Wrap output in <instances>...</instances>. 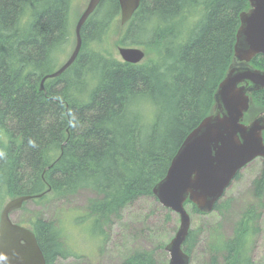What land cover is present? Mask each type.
I'll use <instances>...</instances> for the list:
<instances>
[{
  "label": "trees",
  "instance_id": "16d2710c",
  "mask_svg": "<svg viewBox=\"0 0 264 264\" xmlns=\"http://www.w3.org/2000/svg\"><path fill=\"white\" fill-rule=\"evenodd\" d=\"M73 1L0 0V215L8 200L19 197L37 202L90 191L94 197L77 223L89 224L92 240L104 244L127 208L144 198L158 202L153 189L189 134L213 113L217 89L233 64L240 15L250 4L142 0L120 45L141 47L147 55L130 64L99 49L121 16L118 0H101L82 28L74 64L41 90L72 37ZM251 65L264 71V55ZM252 100L246 121L264 112V90ZM251 189L253 203L232 238L220 227L208 231L209 264H254L264 161ZM223 198L213 209L221 216L231 206L222 207ZM185 206L203 214L189 201ZM19 224L35 233L47 264L73 256L56 221L34 213ZM198 233L191 230L184 243L190 258ZM121 264L158 262L153 251L135 250Z\"/></svg>",
  "mask_w": 264,
  "mask_h": 264
},
{
  "label": "water",
  "instance_id": "95a60500",
  "mask_svg": "<svg viewBox=\"0 0 264 264\" xmlns=\"http://www.w3.org/2000/svg\"><path fill=\"white\" fill-rule=\"evenodd\" d=\"M121 26H125L139 9L142 0H118ZM101 0H89L75 27L76 44L68 61L48 79L62 75L78 58L82 49V28ZM250 9L240 15L234 59L215 94L213 113L193 130L173 158L165 178L153 189L158 202L180 218L175 237L166 246L168 264H190L184 243L191 230V218L185 208L190 201L200 212L211 213L234 179L257 159L264 160V113L245 123L253 103L252 94L264 90V71L251 66L264 55V0H248ZM122 60L139 64L145 52L136 48H119ZM25 196L12 199L0 216V264H47L35 234L12 221L11 215L24 203Z\"/></svg>",
  "mask_w": 264,
  "mask_h": 264
},
{
  "label": "rangeland",
  "instance_id": "374dc122",
  "mask_svg": "<svg viewBox=\"0 0 264 264\" xmlns=\"http://www.w3.org/2000/svg\"><path fill=\"white\" fill-rule=\"evenodd\" d=\"M88 2L89 0H74L72 3L70 15L72 37L65 51L59 55L58 68L73 52L76 22ZM120 19L121 16L116 19L99 47L119 60H121L119 48L123 47L120 41L128 29V26H121ZM93 48L98 49L96 46ZM261 168L262 161L258 159L240 172L239 178L227 189L221 201L222 207L231 205L225 210L224 216L216 212L194 213L190 206L187 207L191 218V230L199 231L190 264H209V230L220 227L227 238L233 237L236 222L248 205L253 203L252 182L259 175ZM93 197L92 192L82 190L68 199L49 197L45 201H30L24 209L13 213L11 219L15 223L26 222L36 213L46 220L59 224L64 244L73 256L59 259L55 264H121L135 250H151L155 253L158 264L169 263V254L162 249V245L165 242L168 244L167 239H172L177 233L180 226L178 215L163 210L159 202H155L153 198H144L122 213V219L113 224L106 235L107 241L102 244L90 237L89 224L77 223L79 216L86 212L88 201ZM252 260L254 264H264V210L260 221V233L252 250Z\"/></svg>",
  "mask_w": 264,
  "mask_h": 264
}]
</instances>
